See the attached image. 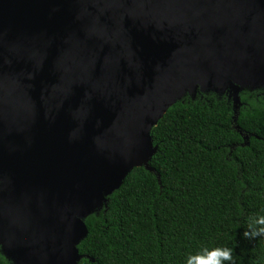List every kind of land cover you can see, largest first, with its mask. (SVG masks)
Here are the masks:
<instances>
[{
  "label": "water",
  "instance_id": "95a60500",
  "mask_svg": "<svg viewBox=\"0 0 264 264\" xmlns=\"http://www.w3.org/2000/svg\"><path fill=\"white\" fill-rule=\"evenodd\" d=\"M256 90L264 0H0V254L88 258L85 219L126 176L160 183L150 132L165 112L212 93L236 122Z\"/></svg>",
  "mask_w": 264,
  "mask_h": 264
},
{
  "label": "trees",
  "instance_id": "16d2710c",
  "mask_svg": "<svg viewBox=\"0 0 264 264\" xmlns=\"http://www.w3.org/2000/svg\"><path fill=\"white\" fill-rule=\"evenodd\" d=\"M239 98L236 122L226 96L212 93L165 112L150 132L160 183L134 168L106 208L85 219L77 249L88 258L78 264H186L213 247L231 248L234 264H264V237L242 236L264 216V90ZM0 264H9L1 254Z\"/></svg>",
  "mask_w": 264,
  "mask_h": 264
},
{
  "label": "clouds",
  "instance_id": "9594fccd",
  "mask_svg": "<svg viewBox=\"0 0 264 264\" xmlns=\"http://www.w3.org/2000/svg\"><path fill=\"white\" fill-rule=\"evenodd\" d=\"M244 238L264 237V216H256L248 221ZM186 264H234L233 250L228 247L203 248L196 255H189Z\"/></svg>",
  "mask_w": 264,
  "mask_h": 264
}]
</instances>
